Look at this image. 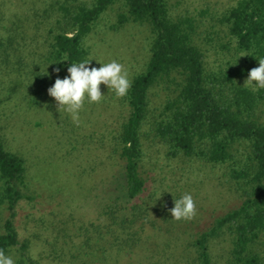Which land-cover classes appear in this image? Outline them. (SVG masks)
<instances>
[{"label":"rangeland","instance_id":"374dc122","mask_svg":"<svg viewBox=\"0 0 264 264\" xmlns=\"http://www.w3.org/2000/svg\"><path fill=\"white\" fill-rule=\"evenodd\" d=\"M91 1L0 0V143L25 160L23 194L30 198L16 207L19 240L27 242L26 255L36 264H195L193 244L199 236L245 200L231 168L171 158L167 147L144 138L141 173L146 190L127 207L125 162L116 151L130 116L124 97L117 98L101 84L104 98L99 103L85 101L76 126L66 112L60 114L48 94L57 78L68 75L66 66L57 72L46 62L49 31L60 14L57 3ZM166 1L172 16L200 24L208 62L219 65L216 49L207 42L209 23L238 0ZM123 12L116 4L103 14L84 46L92 67L116 60L132 82L146 70L151 34L137 24L119 27ZM173 90L166 85L151 90L154 113ZM185 194L192 196L196 215L191 220L171 219L174 199ZM9 216L6 205L0 206V234ZM224 238L211 243L213 264L229 263L231 242ZM8 255L17 264L20 251Z\"/></svg>","mask_w":264,"mask_h":264},{"label":"trees","instance_id":"16d2710c","mask_svg":"<svg viewBox=\"0 0 264 264\" xmlns=\"http://www.w3.org/2000/svg\"><path fill=\"white\" fill-rule=\"evenodd\" d=\"M57 4L60 14L49 31L46 62L60 69L89 59L85 40L116 4L124 10L118 18L119 27L132 23L150 31V59L124 96L130 116L116 147L125 162L126 206L146 190L147 181L141 173L146 156L144 138L167 147L171 158L229 166L245 200L199 236L193 244L197 253L194 263L213 264L211 243L228 236V264H264V89L254 93L244 87L248 72L264 59V0H238L211 20L207 42L219 56L217 66L208 62V49L201 45L200 24L172 16L166 0ZM165 85L168 89L174 86V90L164 107L154 113L150 92ZM146 126L149 130L144 132ZM26 173L25 160L0 143V206L6 205L10 213L0 234V250L8 255L17 248V264H36L26 255L28 244L20 242L14 226L17 205L30 199L23 194Z\"/></svg>","mask_w":264,"mask_h":264},{"label":"clouds","instance_id":"9594fccd","mask_svg":"<svg viewBox=\"0 0 264 264\" xmlns=\"http://www.w3.org/2000/svg\"><path fill=\"white\" fill-rule=\"evenodd\" d=\"M91 62L90 59L72 62L67 68L68 75L63 79L57 78L48 89V94L54 98L60 114L66 112L76 126L80 125V112L85 101L99 103L104 98L101 84L114 92L117 98L126 96L131 87L124 66L116 60L109 63L97 61L101 65L98 68L92 67ZM56 71L59 72L60 69L57 68ZM244 87L250 88L254 93L264 89V59H259V66L248 72ZM169 211L171 219L191 220L196 215V205L192 196L185 194L180 199H174V207ZM0 264H15V261L0 250Z\"/></svg>","mask_w":264,"mask_h":264}]
</instances>
